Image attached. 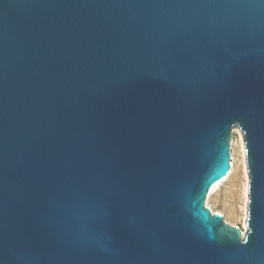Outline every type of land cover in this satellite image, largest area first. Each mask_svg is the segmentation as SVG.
I'll list each match as a JSON object with an SVG mask.
<instances>
[{
  "label": "water",
  "instance_id": "water-1",
  "mask_svg": "<svg viewBox=\"0 0 264 264\" xmlns=\"http://www.w3.org/2000/svg\"><path fill=\"white\" fill-rule=\"evenodd\" d=\"M0 264H264V0H0Z\"/></svg>",
  "mask_w": 264,
  "mask_h": 264
},
{
  "label": "rangeland",
  "instance_id": "rangeland-1",
  "mask_svg": "<svg viewBox=\"0 0 264 264\" xmlns=\"http://www.w3.org/2000/svg\"><path fill=\"white\" fill-rule=\"evenodd\" d=\"M230 168L228 174L209 193L205 207L219 213L223 220L244 233L247 215L248 175L245 163L244 141L237 128L231 129L229 140Z\"/></svg>",
  "mask_w": 264,
  "mask_h": 264
},
{
  "label": "bare ground",
  "instance_id": "bare-ground-1",
  "mask_svg": "<svg viewBox=\"0 0 264 264\" xmlns=\"http://www.w3.org/2000/svg\"><path fill=\"white\" fill-rule=\"evenodd\" d=\"M216 185H217V184H216ZM216 185H215V186H216ZM215 186H214V187H215ZM214 187H213V188H214ZM213 188L211 189V191L213 190ZM211 191H210V192H211Z\"/></svg>",
  "mask_w": 264,
  "mask_h": 264
}]
</instances>
